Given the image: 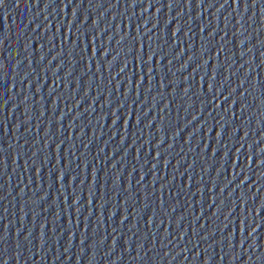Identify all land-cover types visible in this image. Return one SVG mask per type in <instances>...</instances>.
<instances>
[{
	"label": "water",
	"instance_id": "1",
	"mask_svg": "<svg viewBox=\"0 0 264 264\" xmlns=\"http://www.w3.org/2000/svg\"><path fill=\"white\" fill-rule=\"evenodd\" d=\"M0 264H264V0H0Z\"/></svg>",
	"mask_w": 264,
	"mask_h": 264
}]
</instances>
